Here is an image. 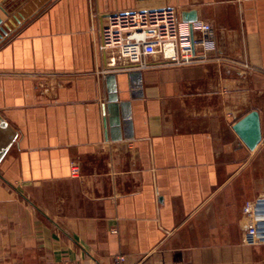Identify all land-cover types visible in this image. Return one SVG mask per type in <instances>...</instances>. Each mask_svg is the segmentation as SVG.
<instances>
[{
  "label": "crops",
  "instance_id": "0c3cea01",
  "mask_svg": "<svg viewBox=\"0 0 264 264\" xmlns=\"http://www.w3.org/2000/svg\"><path fill=\"white\" fill-rule=\"evenodd\" d=\"M30 2L0 0V16ZM164 7L185 53L192 11L216 51L110 64L106 17ZM252 110L255 149L234 129ZM0 115L18 132L0 162V264H264V0H45L0 38Z\"/></svg>",
  "mask_w": 264,
  "mask_h": 264
},
{
  "label": "built area",
  "instance_id": "2783aa9c",
  "mask_svg": "<svg viewBox=\"0 0 264 264\" xmlns=\"http://www.w3.org/2000/svg\"><path fill=\"white\" fill-rule=\"evenodd\" d=\"M189 26L193 37L188 53H185L180 43V20L174 8L111 14L100 29V50L110 64L122 69L149 68L150 59L154 57L168 65L204 61L210 52L216 51L213 26L202 20L189 22ZM245 66L249 67L248 64ZM79 173V166L73 163L72 175ZM250 232L255 234V227ZM125 261L124 255H117L113 264H124Z\"/></svg>",
  "mask_w": 264,
  "mask_h": 264
},
{
  "label": "water",
  "instance_id": "95a60500",
  "mask_svg": "<svg viewBox=\"0 0 264 264\" xmlns=\"http://www.w3.org/2000/svg\"><path fill=\"white\" fill-rule=\"evenodd\" d=\"M44 1L45 0H31V2L22 7L17 14L12 16H10L9 11L2 6L1 8L7 14V18L4 19L0 16V38L7 35L14 27L30 16L40 4L44 3ZM182 15L183 20L187 22L198 20L195 11L183 12ZM234 129L250 149H255L263 139L260 114L257 110L250 111L237 121L234 125ZM17 133V130L0 115V162L15 141Z\"/></svg>",
  "mask_w": 264,
  "mask_h": 264
},
{
  "label": "rangeland",
  "instance_id": "374dc122",
  "mask_svg": "<svg viewBox=\"0 0 264 264\" xmlns=\"http://www.w3.org/2000/svg\"><path fill=\"white\" fill-rule=\"evenodd\" d=\"M12 5H14V7L16 6V4H12ZM12 5H11V6H12Z\"/></svg>",
  "mask_w": 264,
  "mask_h": 264
}]
</instances>
